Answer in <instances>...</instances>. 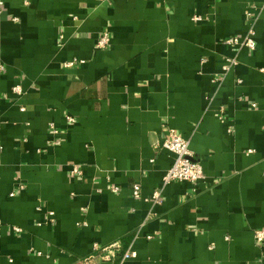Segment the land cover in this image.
<instances>
[{
	"label": "crops",
	"instance_id": "1",
	"mask_svg": "<svg viewBox=\"0 0 264 264\" xmlns=\"http://www.w3.org/2000/svg\"><path fill=\"white\" fill-rule=\"evenodd\" d=\"M0 6V264H77L115 240L138 252L120 264H264V0ZM253 25L254 49L224 42ZM171 129L205 176L154 204Z\"/></svg>",
	"mask_w": 264,
	"mask_h": 264
},
{
	"label": "built area",
	"instance_id": "2",
	"mask_svg": "<svg viewBox=\"0 0 264 264\" xmlns=\"http://www.w3.org/2000/svg\"><path fill=\"white\" fill-rule=\"evenodd\" d=\"M0 3L2 4L3 0H1ZM1 13L2 7L0 6V14ZM255 34L256 31L253 25L244 37L229 36L224 42L231 46H248L249 48L254 49L256 47ZM110 41V35L108 32L104 31L97 40V46L100 48L107 47L110 44ZM76 61L77 60H69L66 62V66L74 65ZM235 65H237V58H228L227 63L224 65V70L228 72ZM13 91L17 94H22L23 88L21 85H15ZM70 119L74 120L72 117H70ZM162 146L175 153V160L163 178L162 188L154 191L152 194L150 200L153 201L154 204L162 203V189L167 184L173 181H190L197 184L205 176L202 164L200 161L194 159V154L190 149V139L186 138L175 129H171ZM75 171L79 172L77 169H75ZM20 187L25 188V184L20 183ZM133 194L135 197L141 196V186L139 183L134 184ZM11 195L13 196L14 192L11 193ZM50 215L54 216V212L51 211ZM153 215L154 212L151 211L148 216L151 217ZM147 237L151 238L152 236L148 235ZM255 237L257 242H264V229H256ZM137 256V250L134 249L132 245L125 246L121 240H115L108 244H100L96 242L93 245L92 251L81 257L77 264H120L126 259Z\"/></svg>",
	"mask_w": 264,
	"mask_h": 264
}]
</instances>
